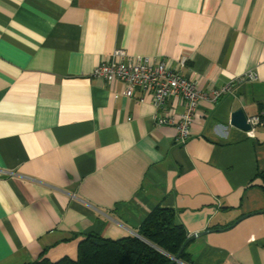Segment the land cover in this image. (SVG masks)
Here are the masks:
<instances>
[{"label": "crops", "instance_id": "1", "mask_svg": "<svg viewBox=\"0 0 264 264\" xmlns=\"http://www.w3.org/2000/svg\"><path fill=\"white\" fill-rule=\"evenodd\" d=\"M116 48L206 94L185 143L139 89L92 76ZM238 109L261 116L253 134L230 123ZM183 111L167 99L166 115ZM263 174L264 0H0V264L135 235L157 204L206 231L179 264H264Z\"/></svg>", "mask_w": 264, "mask_h": 264}, {"label": "built area", "instance_id": "2", "mask_svg": "<svg viewBox=\"0 0 264 264\" xmlns=\"http://www.w3.org/2000/svg\"><path fill=\"white\" fill-rule=\"evenodd\" d=\"M180 66L184 60H180ZM92 76L103 79L106 82L119 81L123 84L122 95L126 98H133L136 89L141 95L135 99L143 102L149 98L155 107L154 115L157 125L173 124L176 128L175 140L183 144L190 137V125L198 103L206 98L194 80L182 75L179 71L169 67L164 60H154L147 56H130L122 48L113 50L110 59L100 62L92 71ZM248 77H253L251 73ZM235 81L226 84L213 91V99L230 94ZM177 96L183 100L184 111L179 120L166 115L165 109L167 99ZM250 129L248 134H253L257 125L262 123L260 115L247 117Z\"/></svg>", "mask_w": 264, "mask_h": 264}, {"label": "trees", "instance_id": "3", "mask_svg": "<svg viewBox=\"0 0 264 264\" xmlns=\"http://www.w3.org/2000/svg\"><path fill=\"white\" fill-rule=\"evenodd\" d=\"M187 236L184 226L174 222V210L157 204L142 220L135 235L108 238L87 233L78 242L74 258L50 260L41 255L24 264H168ZM179 262H190L185 248Z\"/></svg>", "mask_w": 264, "mask_h": 264}, {"label": "water", "instance_id": "4", "mask_svg": "<svg viewBox=\"0 0 264 264\" xmlns=\"http://www.w3.org/2000/svg\"><path fill=\"white\" fill-rule=\"evenodd\" d=\"M230 123L232 125L236 126L237 128L244 130V131H248L250 129V126L247 123V116L245 115V113L243 112L242 109L235 110L231 113ZM205 233H206V231H201V232H195L193 234L188 235L185 238V240L183 241V243L181 244L178 252L171 258V261L168 264H175V263L179 262L180 254L183 251V249L186 247V245L190 241L195 239L196 237H199Z\"/></svg>", "mask_w": 264, "mask_h": 264}, {"label": "clouds", "instance_id": "5", "mask_svg": "<svg viewBox=\"0 0 264 264\" xmlns=\"http://www.w3.org/2000/svg\"><path fill=\"white\" fill-rule=\"evenodd\" d=\"M151 111L154 113L155 112V108L153 107L152 109H151ZM153 155V159H157L158 157H157V155H155V154H152Z\"/></svg>", "mask_w": 264, "mask_h": 264}]
</instances>
